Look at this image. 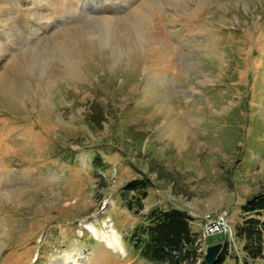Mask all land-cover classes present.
Masks as SVG:
<instances>
[{"label":"rangeland","instance_id":"374dc122","mask_svg":"<svg viewBox=\"0 0 264 264\" xmlns=\"http://www.w3.org/2000/svg\"><path fill=\"white\" fill-rule=\"evenodd\" d=\"M259 192L264 0H0V264H162L129 240L154 207L245 264Z\"/></svg>","mask_w":264,"mask_h":264},{"label":"trees","instance_id":"16d2710c","mask_svg":"<svg viewBox=\"0 0 264 264\" xmlns=\"http://www.w3.org/2000/svg\"><path fill=\"white\" fill-rule=\"evenodd\" d=\"M95 164L99 167L103 165L100 157L95 159ZM149 185V179H134L124 186L126 190H136L133 203L138 205L139 210L143 208ZM128 207L133 208L132 202ZM241 216L242 221L236 227V238L243 242L245 264H249V259H264V192L245 202ZM192 220L193 216L186 210L154 207L147 213L145 222L135 228L129 240L138 248L141 256L151 262L207 264L201 251L199 234L191 225ZM227 238L215 264H222L229 254Z\"/></svg>","mask_w":264,"mask_h":264},{"label":"water","instance_id":"95a60500","mask_svg":"<svg viewBox=\"0 0 264 264\" xmlns=\"http://www.w3.org/2000/svg\"><path fill=\"white\" fill-rule=\"evenodd\" d=\"M222 248H223V243L213 244L207 248L205 256H204V259L207 262V264L216 263L217 257L220 254Z\"/></svg>","mask_w":264,"mask_h":264},{"label":"built area","instance_id":"2783aa9c","mask_svg":"<svg viewBox=\"0 0 264 264\" xmlns=\"http://www.w3.org/2000/svg\"><path fill=\"white\" fill-rule=\"evenodd\" d=\"M220 229V230H225V231H229V225L224 221V219H221L219 221H213V222H210V224H207V227H206V230L207 231H214V229ZM231 232V233H230ZM230 232H227V234L229 235H232V231H231V228H230Z\"/></svg>","mask_w":264,"mask_h":264},{"label":"bare ground","instance_id":"6f19581e","mask_svg":"<svg viewBox=\"0 0 264 264\" xmlns=\"http://www.w3.org/2000/svg\"><path fill=\"white\" fill-rule=\"evenodd\" d=\"M104 237L108 241V245H110V247H113V248H119L120 247L123 250V247L121 246L120 240L117 236L115 238L114 237L111 238V236H109V235H106ZM64 263L65 264H71V263H75V261L72 259H69V261H65Z\"/></svg>","mask_w":264,"mask_h":264}]
</instances>
